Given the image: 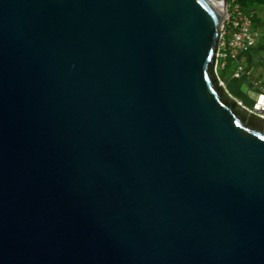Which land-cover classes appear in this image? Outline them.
Returning <instances> with one entry per match:
<instances>
[{
	"label": "water",
	"instance_id": "obj_1",
	"mask_svg": "<svg viewBox=\"0 0 264 264\" xmlns=\"http://www.w3.org/2000/svg\"><path fill=\"white\" fill-rule=\"evenodd\" d=\"M215 1L0 0V264H264Z\"/></svg>",
	"mask_w": 264,
	"mask_h": 264
},
{
	"label": "built area",
	"instance_id": "obj_2",
	"mask_svg": "<svg viewBox=\"0 0 264 264\" xmlns=\"http://www.w3.org/2000/svg\"><path fill=\"white\" fill-rule=\"evenodd\" d=\"M228 33L229 37H227ZM256 38L257 33L252 28L251 14L242 8L238 0H228L227 12L221 28L216 68L223 69L228 58L234 60L236 64L231 76L239 78L244 71V66L238 58L255 45ZM261 93L264 96V87ZM260 108L264 110V105L261 104Z\"/></svg>",
	"mask_w": 264,
	"mask_h": 264
},
{
	"label": "crops",
	"instance_id": "obj_3",
	"mask_svg": "<svg viewBox=\"0 0 264 264\" xmlns=\"http://www.w3.org/2000/svg\"><path fill=\"white\" fill-rule=\"evenodd\" d=\"M249 13L252 17V28L257 33V38L255 45L248 52L242 53L238 58V61L241 62L244 66V71L239 78H234L231 76L233 68L236 64V61L234 60H229L230 62L227 63L224 71L226 72L228 67V69L230 70L229 77L231 81H233L234 79H239V82L232 83V89L234 92H236L237 94H241L238 89L244 83H247L245 82V80H249L250 84L256 86V95L257 97H259V95L262 94V88L264 87V6L252 7V9L249 10ZM230 94L232 95L231 92ZM238 100L243 105L248 107V105L244 104L242 99ZM256 101L257 100H255V103Z\"/></svg>",
	"mask_w": 264,
	"mask_h": 264
},
{
	"label": "rangeland",
	"instance_id": "obj_4",
	"mask_svg": "<svg viewBox=\"0 0 264 264\" xmlns=\"http://www.w3.org/2000/svg\"><path fill=\"white\" fill-rule=\"evenodd\" d=\"M216 72L219 76V78L224 82L226 89L232 93L234 97L237 99H242L244 104L248 105V107L252 108L253 105L255 104V100H257V89L256 86L253 84H250L249 80H245L247 82L246 84L244 83L238 90L241 92V94H237L236 92L233 91L232 89V83L234 82H239V79H234L233 81L230 80V70L227 67L226 74L223 73L221 68H216ZM226 75V76H225ZM258 87V86H257ZM254 101V102H253Z\"/></svg>",
	"mask_w": 264,
	"mask_h": 264
},
{
	"label": "trees",
	"instance_id": "obj_5",
	"mask_svg": "<svg viewBox=\"0 0 264 264\" xmlns=\"http://www.w3.org/2000/svg\"><path fill=\"white\" fill-rule=\"evenodd\" d=\"M239 4L242 6V8L249 12L250 9H252V7L255 6H264V0H238ZM227 37H229V33L227 34ZM231 59H227L226 60V65L227 63H229ZM226 67V66H225ZM225 67L222 69L223 73L226 74Z\"/></svg>",
	"mask_w": 264,
	"mask_h": 264
},
{
	"label": "bare ground",
	"instance_id": "obj_6",
	"mask_svg": "<svg viewBox=\"0 0 264 264\" xmlns=\"http://www.w3.org/2000/svg\"><path fill=\"white\" fill-rule=\"evenodd\" d=\"M213 1L219 8L221 7L222 3L220 1H215V0H213Z\"/></svg>",
	"mask_w": 264,
	"mask_h": 264
}]
</instances>
